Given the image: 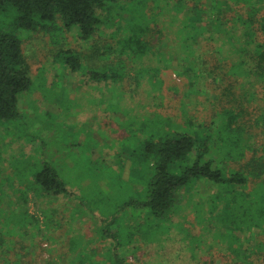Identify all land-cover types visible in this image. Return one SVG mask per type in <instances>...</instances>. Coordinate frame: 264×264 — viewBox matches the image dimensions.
Listing matches in <instances>:
<instances>
[{"label": "trees", "instance_id": "trees-1", "mask_svg": "<svg viewBox=\"0 0 264 264\" xmlns=\"http://www.w3.org/2000/svg\"><path fill=\"white\" fill-rule=\"evenodd\" d=\"M119 1L0 0V136H6L4 123L22 117L21 94L34 85L23 35L41 32L54 41L70 33L87 47L60 45L53 60L62 73L78 76L79 92L89 94V101L83 103L120 111L125 141L135 144L128 149L127 160L100 161L74 154L69 164L62 165L74 170L76 163L85 164L91 170L103 163L96 203L104 208L93 212L102 236L92 227L94 237L100 243L109 242L112 253L102 261L99 256H85L91 248L85 244L84 227L71 229L68 223V250L74 256H59L56 264H104L105 260L125 264L118 256L123 246L128 252L157 246L158 238L169 241L172 233L182 241L183 235L187 237L184 250L192 254L212 258L220 253L228 264H264V140L258 148L251 144L254 132L264 138V107H251L264 99V0H177L172 4L176 12L171 23L188 5L193 13L179 20L175 31L169 27L162 32V36L173 34L176 41L173 52L167 53L155 51L147 39L151 27L146 15L122 23L124 16L115 12ZM112 19L119 24L117 32L102 38V27ZM174 66L192 88L209 81L215 87L218 110L210 124L178 123L154 112L162 100L161 71ZM8 140L0 147V174L12 175L13 181L6 186L0 182V264H33L37 238L50 241L48 236L63 226L51 202L84 204L83 193L93 181L83 177L74 183L61 176L58 164L48 161L45 152L27 160L29 154L22 148L8 149L20 142ZM36 150L35 156L41 148ZM223 150L225 159L219 153ZM229 162L240 165L232 167ZM202 179L216 190L200 195L196 182ZM111 196L121 203L116 205ZM30 201L43 210L40 214L46 221L30 213ZM83 215L93 223V216ZM194 229L199 233L194 234ZM55 237L52 243L65 242Z\"/></svg>", "mask_w": 264, "mask_h": 264}, {"label": "rangeland", "instance_id": "rangeland-1", "mask_svg": "<svg viewBox=\"0 0 264 264\" xmlns=\"http://www.w3.org/2000/svg\"><path fill=\"white\" fill-rule=\"evenodd\" d=\"M176 1L177 0H120V5L115 12H119L118 14L124 16L122 23L126 19L129 20L132 18V16L142 19L141 16L146 15L148 20L147 23L151 27L147 39L155 46L154 50L156 51L159 49L164 53L173 52L172 50L176 45L174 35L167 34V36H162V32H166L169 27H171L169 28L170 31H175L179 20L184 21V19L186 20V18L193 13L191 10L192 6L188 5L183 8L181 12L176 13L179 19L171 23V17L176 12L172 8V4H175ZM125 3H129V5L124 8ZM146 18L144 17L145 21ZM118 26L119 24L117 21L112 19L109 25L102 27V38L110 37L113 31L117 32ZM64 35L65 37L59 35L58 38H54V41L50 40L48 35L41 32L30 35L25 33L23 35V51L31 67L34 85L31 90L21 94L20 111L22 117L12 122L4 123L2 125L4 128L3 133H5L6 136H0V147H3L4 143L9 141L8 138L12 141H19L20 144L16 143V146L11 143V147H8V149L11 150L14 148L13 150H20V148H22L24 153L27 152L29 154L27 160H30L29 157H42V153L45 152L47 158L45 156L44 158L56 165L58 164L61 176L73 180L74 183H77L83 177H89V179L93 181L91 185L86 187L83 193L82 200H85L84 204L60 200H54L53 203L51 202V206L57 210L55 214L56 218L61 221L63 226L56 229V234L53 232V234L48 236L50 241L43 240L40 236L37 238L38 244L35 249L37 253L33 256V264H56V262H59V256L65 259L74 256L73 252L68 250V240L71 238V235H68L69 237L66 235L68 223H71V229H74V227H84L85 244L91 248L88 249L89 252H87L85 256H99V260L101 261L104 260L105 257L111 256L112 252L110 249L112 248L110 247V243H100L99 240H97L98 237H94L95 235L93 232L95 229L92 227V225L97 227L100 233L99 236H102V227L99 218L94 217L93 212L99 210L100 213V210L104 208L102 203H96V195L100 183L99 179L104 173L103 163H98V166L91 170L87 167L85 168V164L78 166L76 163L74 170L67 169L66 166L62 165L69 164V162L73 160L72 156L74 154L76 156L87 155L88 158H99L100 161L106 159L107 161L113 160L117 162L118 157L122 160H127L128 155H130L128 149L130 148V150H132L135 146L133 142L125 141V130L121 126L122 123H124V117L119 113L120 111L107 112L104 110L105 105L103 104H99L98 106L95 104L96 102L90 104L83 103L84 100L89 101L87 99L89 94L86 92L81 94V92H79L82 91V89H78V76L76 74L71 75V73H62L59 65L53 60L60 45L62 47L70 46L77 50L87 47V43H79L76 41L73 34L65 33ZM208 54L210 57L213 56L212 53ZM149 60H154L152 54L149 55ZM174 68L176 69L171 67L161 71V78L163 81L162 100L160 105L155 107V111H153L165 117H169L178 123L191 120L195 125L201 122L206 125L210 124L215 112L218 110H215L216 102L214 98L217 96V91L214 89L215 87L211 85L209 81L206 82L205 85L203 83H198L192 88L188 83V79L178 76V68L176 66H174ZM64 90H67V92ZM79 94H81L80 99ZM258 105L264 107V99L261 98L255 101L251 107H257ZM192 127H189V129H192ZM213 132L217 134L215 130H213ZM254 135H256V137L251 144H253V148L254 146L258 148L260 146L259 143H262L264 138L259 132L258 134L254 132ZM244 136L246 137V135ZM19 137L22 138L18 139ZM32 139L35 140L28 143V140ZM37 147L38 149L41 148V151L39 155L35 156L37 154ZM219 153L222 159L226 158L227 153L225 150ZM249 156L250 153L246 155V158ZM11 158L12 155L10 159ZM80 159L82 160L83 158L80 157ZM130 159L133 160L131 157ZM1 163L0 159V166ZM125 164L126 167L124 169L125 174H127L129 164L128 162H125ZM27 165L30 166V162ZM230 165L237 168L240 164L239 162H234L232 164L230 163ZM28 168L26 170H28ZM24 170L25 169L22 168V171ZM12 181V175L4 174L3 176V174H0V182L5 186L7 183H12ZM196 188L202 196H206L210 192L216 190L215 186L208 184V182L203 179L196 182ZM107 194L109 193L107 192ZM111 197L116 205L117 203H121V200H118L119 198L115 196ZM5 198L9 201L10 197ZM179 198H181V196ZM106 203L105 211L107 209L106 212L108 213L110 204H108V202ZM185 206L187 209L188 205H184L183 207L185 208ZM28 208L33 216L41 221H46L40 214V211L43 210H39L38 206L35 205L33 201L29 202ZM82 213L90 215L91 217L93 216V223H91L88 218H83L85 215ZM119 216L121 219L125 216V211L123 209L120 211ZM40 220H38L37 223H41V227L44 228L45 224ZM120 225L121 221L119 220L117 226ZM193 233L198 234L199 231L194 229ZM55 236L59 237L62 242H65L62 245L52 243L53 237L56 238ZM155 236L158 237L157 235H152V237ZM170 237L169 241L166 242H164V239L161 240L158 238L159 245L157 246H139L137 251L131 248L132 252L129 251L130 253L125 250V248L128 247L123 246V248L119 250L118 256L125 259V264L229 263V260L220 253H217L216 256L212 258H204L200 254L196 255L194 253L192 254L190 251L184 250L187 249L186 243L188 241L185 235H183V241L181 240V236L177 234L172 233ZM124 238L126 237L124 236ZM27 239H29V237H27ZM244 240L245 237L242 238L243 243ZM127 241L128 239H125V242ZM152 241L156 243L157 239L152 238ZM27 244H29V242H27ZM19 253L21 254L22 251H19ZM96 258L97 257H95L94 260ZM113 262L111 260L110 262L105 260L104 264H112Z\"/></svg>", "mask_w": 264, "mask_h": 264}]
</instances>
